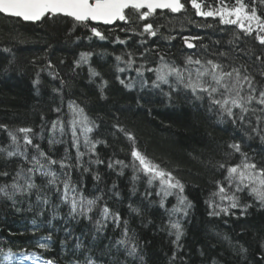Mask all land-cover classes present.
<instances>
[{
  "label": "trees",
  "instance_id": "16d2710c",
  "mask_svg": "<svg viewBox=\"0 0 264 264\" xmlns=\"http://www.w3.org/2000/svg\"><path fill=\"white\" fill-rule=\"evenodd\" d=\"M186 9L181 13L163 10L162 14L158 10L148 21L160 27L154 37L139 34L144 22L135 15L131 23L97 26L105 33L104 40L91 33L89 23L67 17L29 23L0 14V125H7V130L0 128V147L11 144L9 131L32 128L33 142L53 159L67 155L72 183L85 198L96 200L86 214H70V205L61 201L56 187L38 174L34 177L37 189L17 193L14 201L0 197V264H33L28 258L32 254L53 264H264V205L244 191L237 194V208L210 215L219 211L216 204L228 203L213 196L216 181L223 182L226 175L218 165L240 160L229 145L240 142L249 157L264 160V133L252 131L257 127L255 118L252 127L234 124L227 116L221 118L216 109L210 110L206 99L198 100L175 85L172 77L169 84L155 87L156 73L147 71L162 63L183 67L186 56L199 55L224 64L235 58L258 73L256 57L264 46L242 34L229 44L233 33L239 32L236 26L197 16L190 4ZM184 36L203 39L193 41L198 47L189 49ZM220 52L228 57H218ZM81 53H91L86 63H77ZM129 53L135 60L131 68L124 62ZM117 56L124 60L118 61ZM141 65L143 75L135 71ZM262 79L257 75V80ZM170 85H175V91ZM70 101L94 122L89 138L101 141L94 153L81 145L85 155L79 160L68 128L65 135L54 137L63 143H48L53 138L51 122L71 120ZM125 133H132L135 141ZM16 134L23 144V134ZM133 143L173 171L185 185L181 195L190 207L179 205L175 194L164 198L161 206L158 184L149 185L147 177L131 166L114 164L116 160L130 164ZM29 152L35 154L32 149ZM21 165L30 166L21 157L0 153V173L9 174L0 176V185L10 184ZM105 206L111 213L107 218L101 213ZM174 207L184 211L174 212ZM173 223L181 225L179 241ZM39 243H47L48 248L40 249ZM9 249L12 258L5 260Z\"/></svg>",
  "mask_w": 264,
  "mask_h": 264
},
{
  "label": "snow or ice",
  "instance_id": "6c2138e0",
  "mask_svg": "<svg viewBox=\"0 0 264 264\" xmlns=\"http://www.w3.org/2000/svg\"><path fill=\"white\" fill-rule=\"evenodd\" d=\"M186 4H190L197 16L213 18L218 20L221 25L236 26L239 32L233 33V40L228 41L229 44L239 40L242 34L243 37H253L259 45L264 46V0H247V2L246 0H183V2L182 0H0V14L30 22L47 20L50 17H67L85 25L90 22L111 25L117 21L127 24L131 23V17L135 15L138 21L144 22L139 34L146 33L154 37L159 33L160 27L154 28L153 23L148 22L150 18L155 16L158 10L161 14L163 10L181 13L187 10ZM206 27H212V25L208 24ZM90 31L95 37H99L101 40L106 39L105 33L98 27L93 26ZM121 31H127V29H121ZM116 39L121 44L125 43L119 37ZM167 39L172 40L175 37L169 36ZM202 39L201 36L183 37L184 44L189 49L197 48L198 45L193 41ZM201 47L206 46L201 45ZM90 55L91 53H81L80 61L77 63H86ZM128 55L129 59L124 62L131 68L135 60L131 53ZM140 56L143 57L144 53H140ZM213 56L216 57L217 54H213ZM218 57H228V53L220 52ZM262 57H264V51L261 56L256 57V60L260 61L261 68L258 73L250 71V66L247 63H237L235 58L231 63L224 64L218 58L207 59L201 58L199 55L186 56L183 67L174 62L162 63L155 69L149 68L147 71L156 73V79L152 81L155 87L169 84V78L172 77L175 80V85L188 90L196 99H206L209 109H216L221 118L227 116L234 124L237 122L241 125L247 123L249 127H252V117H254L257 127H252V131L264 133V128H259V125L264 123V79L257 80V75L264 78V58ZM159 58L162 62L165 59L164 56ZM116 59L124 60L122 56H117ZM143 67L141 65L135 71L139 75H143ZM119 71L123 72L124 69L121 68ZM93 75H98V73L93 72ZM175 85H170L173 91H175ZM131 86L128 85V87ZM170 95L171 92H169ZM68 107L72 114L71 120L65 122L57 118L52 121L49 131L53 133V138H50L48 143L49 145L63 143V140H57L54 137L57 133L61 136L65 135V129L68 128L71 134V146L76 149V159L79 160L85 155L80 151L81 145L89 152L94 153L96 144L101 141L93 142L89 138V133L93 131L95 125L89 120L85 110L71 101ZM55 111L59 113L60 109L57 108ZM0 128L7 130V125H0ZM120 130L123 131L122 128ZM16 133L23 134V144ZM8 135L11 138V144L0 147V153H6L8 157H21L30 166L25 168L21 165L10 184L0 185V197L14 201L17 193H28L37 189L38 185L35 183L34 177L38 174L47 178L48 185L56 187L61 201L70 205V214L77 212L86 214L92 210L96 200L85 198L72 183L68 171L72 165L66 162L67 155L61 160L53 159L48 152L41 148L39 143L33 142L36 133L32 128H19L15 132L9 131ZM125 135L129 140L135 141L132 133H125ZM261 139H264V135H261ZM229 148L240 155V160L238 163L218 165L220 169L226 171V175L223 182L216 181L217 190L213 193V196H218L221 202L227 201L228 203L226 206L216 204L215 207L219 208V211L211 212L210 215H219L220 212L227 214L230 209L237 208L239 206L237 194L244 191L264 205V160L258 162L249 157L242 151L240 142L230 144ZM29 149L34 150L35 154L29 152ZM131 157L130 164H125L122 160H116L114 164L122 167L131 166L135 172L142 173L147 177L149 185L158 184L159 190L156 194L162 197L161 206H163L164 198L174 194L178 197L179 205L191 206L187 197L181 195L185 185L173 174L172 170L156 163L146 153L139 150L134 143ZM96 162L102 163L103 161ZM53 166H57L60 171L57 172ZM108 166L113 167V163H109ZM8 175L7 172L0 173V176ZM61 176L64 179L61 180ZM96 179H99V176ZM37 199L39 200L41 197L38 196ZM42 202L48 203L47 199ZM210 206L213 205L210 204ZM244 207L246 208L248 205ZM173 211H184V208L174 207ZM101 213L104 218L111 214L107 206L101 210ZM115 219L118 222L119 216L116 215ZM171 227L176 230V240L179 241L182 235L181 225L173 223ZM38 247L47 249L48 244L39 243ZM11 258L12 252L9 249L4 259ZM28 258L33 261V264H53L52 260L41 261V258L36 254H32Z\"/></svg>",
  "mask_w": 264,
  "mask_h": 264
},
{
  "label": "water",
  "instance_id": "95a60500",
  "mask_svg": "<svg viewBox=\"0 0 264 264\" xmlns=\"http://www.w3.org/2000/svg\"><path fill=\"white\" fill-rule=\"evenodd\" d=\"M2 15H4V14H2ZM6 16V15H5ZM13 18H16V17H13ZM17 19H20V18H17ZM20 20H22V19H20ZM23 21V20H22ZM24 22H29V23H37V22H30V21H24ZM38 22H40V21H38ZM119 21H117L116 23H118ZM90 23H92L93 25H97V26H106V27H112V26H114L116 23H114V24H111V25H104V24H97L96 22H90Z\"/></svg>",
  "mask_w": 264,
  "mask_h": 264
},
{
  "label": "flooded vegetation",
  "instance_id": "af4514ba",
  "mask_svg": "<svg viewBox=\"0 0 264 264\" xmlns=\"http://www.w3.org/2000/svg\"><path fill=\"white\" fill-rule=\"evenodd\" d=\"M71 19V18H70ZM90 25H92V26H96L97 27V25H93L92 23H89Z\"/></svg>",
  "mask_w": 264,
  "mask_h": 264
}]
</instances>
